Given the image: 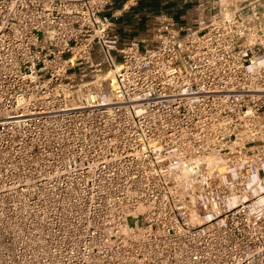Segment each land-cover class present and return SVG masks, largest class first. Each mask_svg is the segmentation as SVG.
<instances>
[{"label": "built area", "instance_id": "1", "mask_svg": "<svg viewBox=\"0 0 264 264\" xmlns=\"http://www.w3.org/2000/svg\"><path fill=\"white\" fill-rule=\"evenodd\" d=\"M118 1L0 0V264H264V0Z\"/></svg>", "mask_w": 264, "mask_h": 264}, {"label": "rangeland", "instance_id": "2", "mask_svg": "<svg viewBox=\"0 0 264 264\" xmlns=\"http://www.w3.org/2000/svg\"><path fill=\"white\" fill-rule=\"evenodd\" d=\"M126 3L129 7L124 9ZM198 4L197 0H119L115 6L117 29L124 37H142L152 26L155 15L165 12L178 19L184 16L192 20Z\"/></svg>", "mask_w": 264, "mask_h": 264}]
</instances>
